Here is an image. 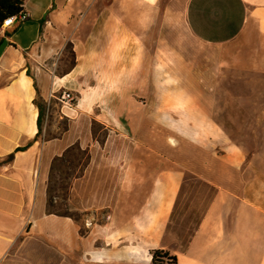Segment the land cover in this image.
<instances>
[{"label": "crops", "instance_id": "1", "mask_svg": "<svg viewBox=\"0 0 264 264\" xmlns=\"http://www.w3.org/2000/svg\"><path fill=\"white\" fill-rule=\"evenodd\" d=\"M23 2L29 19L0 34V264H154L155 253L176 264H264V167L228 159L229 135L212 124L218 89L246 110L264 106V0ZM136 89H159L141 103L140 123L196 122L193 133L211 144L192 160L162 136L145 144L173 169L144 178L149 196L128 194L126 204L119 196L89 230L43 213L55 164L88 146L73 142L65 114L39 123L38 103L68 90L87 112L79 122L103 121L91 113L102 105L119 122L130 119L120 111L134 105ZM221 145L223 155L209 149ZM247 168L256 170L251 180Z\"/></svg>", "mask_w": 264, "mask_h": 264}, {"label": "rangeland", "instance_id": "2", "mask_svg": "<svg viewBox=\"0 0 264 264\" xmlns=\"http://www.w3.org/2000/svg\"><path fill=\"white\" fill-rule=\"evenodd\" d=\"M69 52H71L70 47L67 48V54ZM172 84L171 86H176L174 82ZM136 91L134 105L121 106L120 113H125V117H128L127 113H131L130 119L119 122L112 120L113 112L110 105H102L91 111L92 114L102 116L103 121H93L85 117L79 122L80 116L87 113L82 108L69 115L71 119L76 118V121H71L68 117L65 119L70 123L73 142L81 137L88 149L82 152L78 145H75L69 157L70 164L67 159L65 164L61 162L55 164L44 186L46 194L43 200L46 206L42 210L43 213H55L72 217L80 222L84 221L89 230L90 226L106 221L112 207L117 205L119 196L121 201L123 200L121 204L128 202V194H131L132 201L135 200L136 194H140L142 198L147 197L153 191L154 186L145 184L144 178H152L162 169L168 171L173 169L170 162L162 159V164H160L158 157L144 153L145 144H158L162 136L166 146L179 147L182 154L186 149L189 160H192L200 149H205L206 144H211L206 138L201 139L193 133L191 126L195 127L196 122L168 120L140 123L138 117L143 108L141 103H153L158 98L155 94L159 92V89H153L151 96H143L141 89H136ZM252 91V89L249 90V92ZM173 92L176 94L177 90L169 88L168 93ZM73 94L78 106V97L75 93ZM215 97L216 120L212 124L221 126L229 135L226 146H231L232 149L231 157L228 159L233 162L255 161L264 167V106H260V111L259 109L253 111L252 107L246 110L222 89L216 90ZM41 103L45 105L43 123H46L44 118L49 114L55 113L62 116L68 114L63 111L60 104L49 103L48 100ZM174 116L177 118L176 115ZM108 125H114L119 133L113 131L111 127L107 129ZM56 134H47L45 138ZM213 148H217L218 154L223 155V145L209 147L212 151ZM255 171L247 168V173L243 176L251 180ZM258 171L264 172V168ZM80 176L86 177L75 185L76 178ZM127 177L136 181L123 184V179ZM85 235L84 232L83 236Z\"/></svg>", "mask_w": 264, "mask_h": 264}, {"label": "built area", "instance_id": "3", "mask_svg": "<svg viewBox=\"0 0 264 264\" xmlns=\"http://www.w3.org/2000/svg\"><path fill=\"white\" fill-rule=\"evenodd\" d=\"M28 19H29V16L24 10L19 15H16L15 17L7 18L0 24V34L6 33L16 23L18 22L24 23ZM48 102L49 103L55 102L57 104H60L63 108V111L68 112V114H65L66 116H69L71 113L73 114L77 112L76 97L71 91L63 90L57 93H51L48 97Z\"/></svg>", "mask_w": 264, "mask_h": 264}, {"label": "trees", "instance_id": "4", "mask_svg": "<svg viewBox=\"0 0 264 264\" xmlns=\"http://www.w3.org/2000/svg\"><path fill=\"white\" fill-rule=\"evenodd\" d=\"M23 0H0V24L10 17H15L19 15L24 10ZM38 108L40 112L39 123L42 122L45 105L43 103H38ZM154 264H176V261L167 255H162L159 253L154 254L153 258Z\"/></svg>", "mask_w": 264, "mask_h": 264}]
</instances>
